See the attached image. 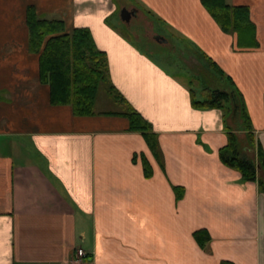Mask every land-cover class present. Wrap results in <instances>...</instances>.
Here are the masks:
<instances>
[{"label": "crops", "instance_id": "1", "mask_svg": "<svg viewBox=\"0 0 264 264\" xmlns=\"http://www.w3.org/2000/svg\"><path fill=\"white\" fill-rule=\"evenodd\" d=\"M138 2L168 26L185 65L108 25L113 0H0V264H71L77 248L85 264H264V194L221 162V111L193 107L188 85L204 69L199 50L242 93L264 153V0H225L248 7L256 48L237 47L200 0ZM29 6L66 30H90L112 84L157 133L163 168L127 118L101 114L119 109L76 116L50 102L29 46ZM140 153L149 178L132 159ZM199 229L207 249L193 237Z\"/></svg>", "mask_w": 264, "mask_h": 264}, {"label": "trees", "instance_id": "2", "mask_svg": "<svg viewBox=\"0 0 264 264\" xmlns=\"http://www.w3.org/2000/svg\"><path fill=\"white\" fill-rule=\"evenodd\" d=\"M200 2L223 32L236 35L237 47L258 46L255 25L250 19L247 6L229 5L225 0ZM105 21L110 25L108 17ZM26 22L30 50L39 55V79L49 87L50 102L53 105H70L76 116L93 115L96 113V95L103 83L106 94L119 110L101 114H116L127 118L128 130L142 135L152 156L163 168L157 133L151 123L112 84L107 55L96 46L90 30L87 27L66 30L63 20L41 18L32 6L27 9ZM196 51L194 55L204 63V69L193 70L195 75L188 78L191 105L221 111L227 137L226 144L218 151L221 162L238 171L244 181L255 182L258 190L264 194V153L256 140L243 95L216 62L203 52ZM199 77L206 84L195 85ZM138 158L144 176L151 177L153 170L146 156L143 153L134 154L132 159L135 162ZM172 189L176 199L183 196L182 187L172 185ZM193 237L202 249H207L210 235L205 229L194 231ZM218 264L234 263L221 260Z\"/></svg>", "mask_w": 264, "mask_h": 264}, {"label": "rangeland", "instance_id": "3", "mask_svg": "<svg viewBox=\"0 0 264 264\" xmlns=\"http://www.w3.org/2000/svg\"><path fill=\"white\" fill-rule=\"evenodd\" d=\"M114 9L108 15V22L112 27L121 34L128 36L131 40L142 46L147 53L153 54L163 62H176L185 65L181 54L174 49L172 38L170 37L166 26L160 19L150 13L149 8L138 0H113ZM125 7L133 13L129 20L121 18L120 11ZM161 35V36H160ZM168 39L166 42L158 40L157 37ZM193 53V52H192ZM190 72L192 70H189ZM200 78V77H199ZM203 78L197 79V86L206 84ZM97 100V101H96ZM95 107L100 110H117L119 107L106 94L105 85L100 84L96 99Z\"/></svg>", "mask_w": 264, "mask_h": 264}, {"label": "built area", "instance_id": "4", "mask_svg": "<svg viewBox=\"0 0 264 264\" xmlns=\"http://www.w3.org/2000/svg\"><path fill=\"white\" fill-rule=\"evenodd\" d=\"M90 258L89 254L82 248H77L75 253L71 257V264H85V262Z\"/></svg>", "mask_w": 264, "mask_h": 264}, {"label": "water", "instance_id": "5", "mask_svg": "<svg viewBox=\"0 0 264 264\" xmlns=\"http://www.w3.org/2000/svg\"><path fill=\"white\" fill-rule=\"evenodd\" d=\"M132 13H133V12H132L131 10H128V9H126L125 7H123V8L121 9V11H120L121 18L124 19V20H129V18L131 17V14H132ZM163 40H165V39L163 38Z\"/></svg>", "mask_w": 264, "mask_h": 264}, {"label": "flooded vegetation", "instance_id": "6", "mask_svg": "<svg viewBox=\"0 0 264 264\" xmlns=\"http://www.w3.org/2000/svg\"><path fill=\"white\" fill-rule=\"evenodd\" d=\"M157 39L162 41V38L157 37Z\"/></svg>", "mask_w": 264, "mask_h": 264}]
</instances>
